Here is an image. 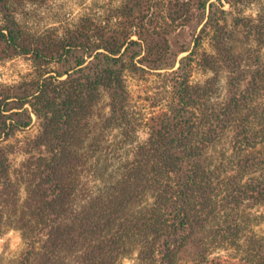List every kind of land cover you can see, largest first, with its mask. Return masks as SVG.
I'll return each instance as SVG.
<instances>
[{"label": "trees", "instance_id": "trees-1", "mask_svg": "<svg viewBox=\"0 0 264 264\" xmlns=\"http://www.w3.org/2000/svg\"><path fill=\"white\" fill-rule=\"evenodd\" d=\"M195 1L200 32L193 48L182 51L188 54L178 61V68L167 75L174 104L148 120V138L134 152L136 159L141 158L138 165L124 167L120 178L105 190L92 188L85 202L76 208V178L71 172L79 167L82 157L78 149L85 142L92 109L101 98L100 91L105 90L110 96V113L104 119L106 128L131 126L124 73L143 63L138 58L145 52L141 44L144 40H131L132 35L124 36L113 29L105 33L102 30L106 29L90 21L84 28L85 39L80 42L83 34L76 32L70 41L58 46L46 42L44 37L26 35L8 0H0L4 22L0 29V57L33 55L42 63L66 65L63 70L48 72L38 79L0 86V181L5 186L10 165L7 146L2 143L31 128L32 115L39 123L38 133L28 143L39 151L44 149V154L37 159L32 173L36 184L28 198L30 213L47 236L44 264H59L62 255H74L73 264H116L128 252L122 239L128 231L123 234V229H144L147 241L142 257L146 260L175 264L182 260L183 250L193 246L206 264H231L219 256L206 258L203 230L214 216L217 203L230 210L251 199L263 205L264 171L260 178L225 190L206 161L209 148L229 129L241 147L255 143L252 144L254 138L247 124L248 98L246 92L238 94V78L222 105L212 102L215 78L202 84L192 83L196 66L214 72L222 67L215 55L223 45V19L219 14L224 13L222 0ZM127 6L124 19L135 18L139 4ZM205 33H214L215 55L200 49ZM152 63L155 65L149 68L155 71L173 70L176 65V61ZM253 163L249 155L242 159L246 170ZM147 191L153 194L152 204L140 212L135 222H128L129 206ZM220 192L223 198L216 202ZM9 200L2 196L0 202ZM25 228L31 226L26 222ZM36 256L30 251L25 264H40Z\"/></svg>", "mask_w": 264, "mask_h": 264}, {"label": "rangeland", "instance_id": "rangeland-1", "mask_svg": "<svg viewBox=\"0 0 264 264\" xmlns=\"http://www.w3.org/2000/svg\"><path fill=\"white\" fill-rule=\"evenodd\" d=\"M221 3L224 13H219L223 19V37L220 39H223V45L219 47V54L215 55L214 33L202 36L200 49L217 56L222 67L214 72L196 66L192 83L202 84L215 78L217 85L211 97L212 102L218 105L229 99L235 78L240 80L238 94L246 92V107L249 109L247 124L255 145L241 147L236 144L233 131L229 129L206 153V161L213 168L214 178L221 183L220 188L231 190L237 183L244 185L252 178L262 177L264 171V0H222ZM134 4H139L135 18L124 19L125 7ZM8 5L26 35L44 37L46 42L58 46L62 41H70L76 32L83 34L84 28H88L86 23L90 21L94 22V26L106 29L102 30L105 33L113 29L124 36L132 35L131 40H144L141 44L147 50L144 49L145 52L138 58L144 60L143 63H137L136 68L130 67L124 73L130 95L127 110L128 118L133 121L131 126L125 129L106 128L104 119L110 113V96L105 90L100 91L101 98L92 109L85 142L78 149L82 158L79 167L71 172L77 186L74 205L79 208L92 188L105 190L120 178L124 167L138 165L137 161L141 158L136 159L134 152L148 138V120L174 104L168 77L178 68V61L188 54L182 51L193 48L200 32L196 1L8 0ZM3 27L0 15V29ZM84 36L80 42L85 39ZM175 61L173 70L155 71L149 68L155 65L152 62L159 65ZM64 68L66 65L56 62L42 63L33 55L2 56L0 86L38 79L48 72ZM32 116L31 128L16 133L8 142L2 143L8 149L10 168L7 186L0 181V199L3 196L10 200L0 202V264H25L30 251L37 254L40 264L46 262L43 255L47 236L31 215L28 198L36 184L32 173L37 159L44 154V149L39 151L28 143V139L39 131L37 117ZM246 155L254 159V165L248 170L242 167V159ZM219 194L216 202L223 198V193ZM153 198L150 191L141 194L134 205L129 206L127 221L135 222L152 204ZM244 203L232 210L225 209L224 204L215 205L214 216L208 219L207 228L203 230L204 242H207L204 248L209 260L219 256L231 264H240V261L242 264H264V204L260 205L252 199ZM26 222L31 228H25ZM226 227L231 229L227 231ZM127 231V236L123 235L125 238L122 239L128 252L116 264H159L142 257L147 241L143 236L144 229L142 232L123 229L122 233ZM181 256L182 260L175 264H206L199 259L193 246L183 250ZM73 261L74 255H62L58 260L59 264H73Z\"/></svg>", "mask_w": 264, "mask_h": 264}]
</instances>
